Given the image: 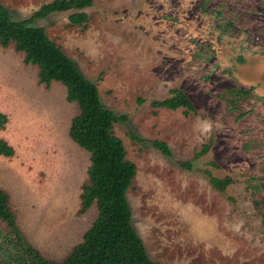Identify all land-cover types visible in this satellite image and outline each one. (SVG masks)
I'll list each match as a JSON object with an SVG mask.
<instances>
[{"label":"rangeland","instance_id":"1","mask_svg":"<svg viewBox=\"0 0 264 264\" xmlns=\"http://www.w3.org/2000/svg\"><path fill=\"white\" fill-rule=\"evenodd\" d=\"M52 1L0 3L21 20ZM86 12V31L70 24L71 12L36 26L97 85L106 108L130 117L114 134L137 165L127 198L150 258L264 264L263 218L253 204L264 200V0H94ZM24 58L14 45L0 46V113L9 119L0 139L16 152L0 155V188L30 242L60 261L98 216L96 204L79 214L90 153L70 137L79 107L67 101L65 86L40 83L38 67ZM176 88L195 113L151 106ZM235 90L251 95L240 100ZM131 132L145 143L133 141ZM154 140L166 142L174 156H164ZM209 141L196 171L178 166ZM203 170L235 183L222 194ZM258 183L254 196L249 185Z\"/></svg>","mask_w":264,"mask_h":264},{"label":"trees","instance_id":"2","mask_svg":"<svg viewBox=\"0 0 264 264\" xmlns=\"http://www.w3.org/2000/svg\"><path fill=\"white\" fill-rule=\"evenodd\" d=\"M94 5V0H54L43 4L29 18L15 20L8 8L0 3V46L14 45L17 52L25 55L26 65L37 66L39 81L50 85L60 82L66 88L67 101L76 103L79 114L71 121L70 137L81 148L90 153L88 168L89 183L82 187L81 209L85 214L97 205L98 216L83 235L81 243L62 260H51L44 256L21 229L16 212L11 206L10 195L0 188V264H163L150 258L147 247L133 224V213L127 198L133 179L137 175V165L127 159L123 141L115 136L118 123H129V115H121L106 108L102 103L97 85L88 80L77 63L70 59L62 47L50 40L44 27L36 26L52 14L71 12L72 26L86 31L91 20L86 12ZM242 100L249 97L250 91L235 90ZM140 104L145 103L139 98ZM235 104L234 100L231 101ZM154 109H184L185 115L195 113L192 100L182 90L176 88L161 99L151 102ZM236 106V104H235ZM8 116L0 113V132L8 124ZM130 138L139 143L145 140L134 133ZM151 145L164 156L172 158L174 153L164 141L154 140ZM211 141L204 143L191 160L179 161L178 166L186 171H196L194 162L208 154ZM15 148L7 140L0 139V155L11 158ZM210 184L220 193L234 184L230 176L216 177L210 170L202 171ZM256 192L262 186L249 185ZM235 201L233 197H228ZM264 200L254 199V207L260 212L264 224L262 205Z\"/></svg>","mask_w":264,"mask_h":264}]
</instances>
